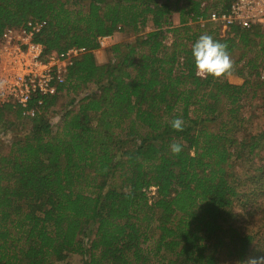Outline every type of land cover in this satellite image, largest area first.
Masks as SVG:
<instances>
[{
  "label": "trees",
  "instance_id": "trees-1",
  "mask_svg": "<svg viewBox=\"0 0 264 264\" xmlns=\"http://www.w3.org/2000/svg\"><path fill=\"white\" fill-rule=\"evenodd\" d=\"M233 1L0 0V38L39 20L46 52L89 50L34 117L0 107V128L29 127L0 149V264H264V128L248 134L241 116L248 85L264 84V31L190 24ZM116 32L136 37L99 63L98 38ZM202 34L242 85L197 74Z\"/></svg>",
  "mask_w": 264,
  "mask_h": 264
},
{
  "label": "built area",
  "instance_id": "built-area-1",
  "mask_svg": "<svg viewBox=\"0 0 264 264\" xmlns=\"http://www.w3.org/2000/svg\"><path fill=\"white\" fill-rule=\"evenodd\" d=\"M190 24L210 25L222 32L233 26L258 27L264 31V0H234L227 10H214L207 17H199ZM45 21L29 20L20 27H9L0 38V107L19 106L23 114L34 117L45 97L60 93L74 62L89 50L72 46L63 51L46 52L36 40ZM115 35L98 38V50L109 47ZM155 194V188H151Z\"/></svg>",
  "mask_w": 264,
  "mask_h": 264
},
{
  "label": "rangeland",
  "instance_id": "rangeland-1",
  "mask_svg": "<svg viewBox=\"0 0 264 264\" xmlns=\"http://www.w3.org/2000/svg\"><path fill=\"white\" fill-rule=\"evenodd\" d=\"M174 22L176 24H179L178 14H175ZM149 30H151L150 27L145 29L144 32H148ZM226 33L227 31L225 33L220 31L221 36H224ZM135 37L125 32H116L113 40L109 43L110 44L109 47H107L104 50L96 51L95 54H96L97 61L99 63L108 62L113 57V55L108 51V48H110L113 44H116L119 42H129L130 40H133V38ZM171 40L172 38H168L166 41L170 43ZM250 56H252V54ZM234 57H237V53L234 54ZM241 65L242 63L239 64L238 67H241ZM226 78L233 84L242 85L246 77H243L239 75L238 73L233 72V73L226 75ZM260 78L264 79V66L263 68H261ZM92 89H94V86H92L90 90ZM247 89H248L249 95L246 98H244L242 101L241 116L244 118L243 126H244V129H247L248 134H256V133H259L264 128V84L262 88H259L256 90V94L253 95V97H252V92L254 94V91H252L253 87L251 86V84L248 85ZM67 101H68L67 98H61L59 104L51 109L49 117L53 124L57 125L60 123L62 107L64 104H66ZM28 128H29L28 125H21L19 123H15V125H12L10 130L5 127L0 128V149L3 152L8 151L10 143L16 137L15 135H18V134L20 135L21 133H24ZM17 131H20V132L17 133ZM244 133L246 132H240L237 135L239 138H241ZM259 151H260V154H259L260 157L257 158L254 164L264 163V149L259 150ZM236 164H245V162H242L241 160H239ZM237 172H241V168L238 167ZM150 195H153V193L150 192ZM259 201L260 203L263 202L264 196L261 197ZM258 210L259 209H255L254 211L257 212ZM71 262L73 264H79V260L76 257L72 258Z\"/></svg>",
  "mask_w": 264,
  "mask_h": 264
},
{
  "label": "clouds",
  "instance_id": "clouds-1",
  "mask_svg": "<svg viewBox=\"0 0 264 264\" xmlns=\"http://www.w3.org/2000/svg\"><path fill=\"white\" fill-rule=\"evenodd\" d=\"M191 54L194 58L197 74L202 77L211 75L219 78L230 74L233 70V61L226 45L210 35H200L191 48ZM183 126L184 122L180 118L171 121V127L177 131H182ZM170 148L175 155L182 151V146L178 143L171 144Z\"/></svg>",
  "mask_w": 264,
  "mask_h": 264
}]
</instances>
